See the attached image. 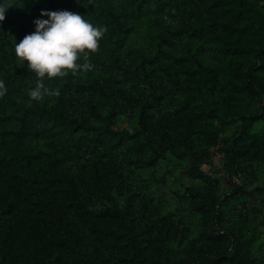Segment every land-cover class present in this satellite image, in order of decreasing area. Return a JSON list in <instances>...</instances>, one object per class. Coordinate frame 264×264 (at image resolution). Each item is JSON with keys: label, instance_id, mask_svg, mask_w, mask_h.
<instances>
[{"label": "rangeland", "instance_id": "1", "mask_svg": "<svg viewBox=\"0 0 264 264\" xmlns=\"http://www.w3.org/2000/svg\"><path fill=\"white\" fill-rule=\"evenodd\" d=\"M142 1L1 6L0 80L7 93L0 133L17 130L24 110L33 109L35 126L18 151L35 159L0 172V217L10 223L0 226V264H41L47 253L52 264H264V100L244 77L257 61L246 47L264 45V0H247L255 22L237 0H175L131 17ZM62 10L107 31L89 56L91 70L45 78L59 96L34 101L29 92L39 78L17 60L15 44L35 31L34 20L49 18L42 11ZM253 75L264 82V66ZM143 108L152 141L94 144L93 126L137 133ZM48 111L80 128H62ZM254 112L259 116L244 129L240 115ZM154 141L173 150H154ZM194 164L208 183L193 174ZM109 206H127L125 218L100 215ZM12 232L29 242L26 251L12 249Z\"/></svg>", "mask_w": 264, "mask_h": 264}, {"label": "trees", "instance_id": "2", "mask_svg": "<svg viewBox=\"0 0 264 264\" xmlns=\"http://www.w3.org/2000/svg\"><path fill=\"white\" fill-rule=\"evenodd\" d=\"M9 0H0V7L8 2ZM175 0H143L141 3L137 4L134 8V10L131 13V17L137 18L141 17L142 15L148 14L151 11H157L162 5L165 4H170ZM237 4L239 5L240 11L244 13V16H246L250 22H255L256 18L252 14L251 9L249 8V5L247 3V0H237ZM112 19L116 22L119 23L120 17L112 14L111 15ZM215 26H230V24L226 22H221V21H214ZM199 31V29H193ZM247 51L251 52L254 57H256L257 61L255 65L248 67L245 72H244V77L248 83V86L251 88L252 92L256 94L259 98H262V101L264 100V82L260 80H256L254 78V71L257 70L258 67L264 66V45H259V46H247L246 47ZM198 68L200 71H203L204 73L215 77V73L212 68L206 67L202 65V63L198 62ZM133 75L132 73H129ZM135 76V75H134ZM49 115V119H54L55 122L60 125L64 129H70V130H75L80 128L79 125H75L73 123L68 122L64 115L62 114H54L51 111L47 112ZM259 116L258 113H242L240 115V123L244 127H248L249 124H251L252 120L254 118H257ZM34 120L33 119V109L27 107L24 112L23 116L19 118L18 121V129L17 130H5L0 133V172L3 170L2 168H11V167H29L33 162H34V155L32 153H25V154H20V151H18V147H22L23 140L30 134L31 129L35 126L34 125ZM140 125L141 129L135 133V134H130L128 131H117L114 130L110 125L106 126H93V130H97V138L94 139V144L95 145H112L113 141H116L119 144H123L128 142L130 139H132L135 136H144L148 138L150 141H152L153 138V127L151 123L148 120V114L146 112V109H142L141 113V119H140ZM243 130L240 132L242 135ZM97 142V143H96ZM117 143V144H118ZM151 147L154 150H162L164 152L173 150L172 147L168 144L165 143H159L158 141H154L151 144ZM6 148H9V151H5ZM15 151H11L14 150ZM17 149V151H16ZM228 154V160L229 164L231 165L233 163L234 159V154L235 151L230 149L227 152ZM177 156L183 157L186 155H191L190 153H176ZM192 156V155H191ZM194 159V157L192 156ZM193 174L202 179L203 181L208 183V176L200 171L197 166L194 164L193 165ZM127 214V206L121 210L118 207L115 206H109L102 208L100 211V215H104V217H113L116 215H120L123 218H125ZM13 216V215H12ZM4 217H0V226L8 225L10 226V223L7 224L4 223L3 221H6L3 219ZM3 224V225H2ZM126 234L128 236V239L132 242L134 239V234L133 231L130 230V228H127ZM13 239H11V245H13L12 249H15L19 251V248H23V251H26L24 248L26 247V244H29V242L26 240V238L20 239V242L18 241V236L15 235L12 232ZM236 243V240L232 243V246ZM21 244H23L21 246ZM4 247V246H2ZM75 250H77L75 248ZM22 251V250H20ZM25 258L28 259V257L25 256ZM53 254L52 253H47L45 255V259L41 261V264H52L53 263ZM8 264H12V261H9Z\"/></svg>", "mask_w": 264, "mask_h": 264}, {"label": "clouds", "instance_id": "3", "mask_svg": "<svg viewBox=\"0 0 264 264\" xmlns=\"http://www.w3.org/2000/svg\"><path fill=\"white\" fill-rule=\"evenodd\" d=\"M4 7H0V22L5 19ZM41 16L48 19H36V29L15 44V56L18 61L26 62L29 71L39 78L35 88L31 89V100L40 101L45 96H59L56 90L45 87V78H64L79 70H91L89 56L96 54L100 40L106 28L94 26L84 16L67 11H42ZM83 59L84 63L79 61ZM7 93L5 83L0 80V98Z\"/></svg>", "mask_w": 264, "mask_h": 264}]
</instances>
